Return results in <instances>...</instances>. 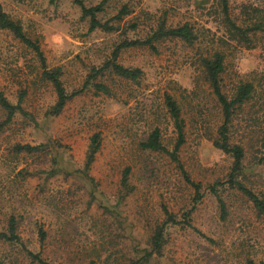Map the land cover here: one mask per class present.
Masks as SVG:
<instances>
[{
    "label": "rangeland",
    "instance_id": "obj_1",
    "mask_svg": "<svg viewBox=\"0 0 264 264\" xmlns=\"http://www.w3.org/2000/svg\"><path fill=\"white\" fill-rule=\"evenodd\" d=\"M84 2L88 7L105 2L98 18L115 30L90 31L73 0H0L8 16L40 44L48 69L62 70L66 91L80 92L59 116H49L57 96L42 78L39 58L0 29V91L14 105L22 101L25 112L0 129V231L15 217L21 240L0 241V264H132L151 250L166 210L178 223L166 227L162 254L146 264H264V219L253 204L237 189L219 187L227 206L223 218L210 191L227 180L233 159L213 145L221 112L201 66L202 58L222 52L225 92L232 95L242 81L257 87L237 115L233 141L246 149L240 179L264 194V32L255 29L264 21V0ZM125 6L129 14L115 19ZM160 24H188L197 40L189 45L166 39L156 44L157 52L121 50L117 63L141 69L138 81L109 71L91 80L93 70L113 59L124 40L143 39ZM167 93L182 109L186 143L179 158L191 180L201 184L199 202L176 162L140 147L158 127L164 145L174 149L177 135L164 106ZM6 118L0 106V124ZM98 133L102 141L89 170L91 183L76 171L84 169ZM17 145L41 149L18 153ZM128 169L131 192L125 193ZM29 252L40 254L44 263Z\"/></svg>",
    "mask_w": 264,
    "mask_h": 264
},
{
    "label": "trees",
    "instance_id": "obj_2",
    "mask_svg": "<svg viewBox=\"0 0 264 264\" xmlns=\"http://www.w3.org/2000/svg\"><path fill=\"white\" fill-rule=\"evenodd\" d=\"M56 1V0H54ZM74 3L81 8L82 18L88 19L90 24V31H95L97 29H104L105 31L115 30L114 26H110L108 23H102L98 18V15L103 13L105 8V2L93 6H86L84 0H73ZM228 7L225 4V12L228 16ZM129 14V9L127 6L123 7L120 13L116 16L115 19L122 20L124 16ZM133 29H137V25L132 26ZM0 29L10 31L16 39L24 43L29 47L39 58V61L42 65V78L44 81L50 83L56 93L57 99L56 103L49 110L48 115L52 117L59 116L68 102L77 96L80 92H73L69 94L62 81V70L60 68L48 69L46 64V58L44 57L43 51L40 44L37 41L32 40L26 35L23 30L22 25L19 22L12 20L8 14L3 10L2 5L0 4ZM256 30L264 32V21L260 24L255 25ZM166 39H178L182 40L189 45H193L197 40V36L194 33L193 28L188 25H182L177 27H167L166 24L158 25L151 34H148L143 39L135 40H124L114 51L113 59H111L105 66L101 69H94L93 74L90 77L91 80H94L99 74L104 72H112L119 78L128 81H138L143 75L141 69L138 68H128L119 63H117V57L121 50L130 49V48H148L151 51L157 52V43L166 40ZM201 66L203 73L208 83L212 94L215 96L216 101L220 107L221 112V121L218 125L216 137L212 139L213 145L215 148L221 150L225 154L229 155L233 159V164L231 172L227 177L225 182H218L214 186L210 187V191L215 195L220 205L223 218L227 215V206L223 198L219 193V187L229 186L230 188L237 189L248 200L253 204L254 209L257 214L264 219V194L255 192L254 190L247 187L243 181L240 179L245 174V165L244 161L246 158V149L241 143L233 141V131L235 128V122L237 115L242 111L247 104L254 98L256 93V85L252 82H240L235 86L234 93L229 95L225 92L223 86V75L225 73V55L222 52H214L209 56H205L201 59ZM90 83V82H89ZM88 85V84H87ZM98 91H101L105 94H110V90L103 84H96ZM22 101L17 105L12 104L5 94L0 91V106L7 113L6 120L0 124V129L5 125H8L12 122L15 115L18 113L24 114L22 108ZM164 106L166 108L167 114L170 120L173 123L174 131L177 135L176 142L173 150H169L162 141V132L160 128H155L152 130L148 138L141 142L140 147L145 151L165 153L167 154L172 161L176 162L179 165V168L184 175L186 182L195 189L196 198L195 202H199L203 198L201 184H197L191 180L188 172L184 170V167L180 161V151L181 148L186 143V134H185V120L183 118L182 109L178 101L171 94H165L164 96ZM101 136L100 134H95L91 139V144L89 146V151L87 154V161L83 170L76 171V173L84 176L91 183H94V179L89 176V170L91 165L95 161V157L101 148ZM16 152L18 153H31L38 151L41 147H33L31 145H17L15 147ZM263 161V160H262ZM130 170H126L124 178L122 180V188L129 193L131 188L129 186L128 174ZM125 194L123 195V197ZM166 220L162 225L158 226L155 230V234L152 237L151 241V250L148 251L141 259L132 262V264H145L154 256H160L165 246V229L169 224H177L178 221L174 215L167 210L165 211ZM18 221L15 217H11L9 225L6 231H0V241L9 242V243H20V236L18 235L17 228ZM46 238V233L44 230H40V240L44 241ZM34 260L44 263L43 259L40 257V254H33L32 252L28 253ZM248 264H254L252 261H249Z\"/></svg>",
    "mask_w": 264,
    "mask_h": 264
}]
</instances>
